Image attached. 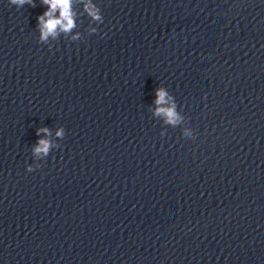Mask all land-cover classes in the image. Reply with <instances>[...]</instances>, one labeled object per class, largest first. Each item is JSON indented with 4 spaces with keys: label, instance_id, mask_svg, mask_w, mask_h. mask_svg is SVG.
<instances>
[{
    "label": "water",
    "instance_id": "1",
    "mask_svg": "<svg viewBox=\"0 0 264 264\" xmlns=\"http://www.w3.org/2000/svg\"><path fill=\"white\" fill-rule=\"evenodd\" d=\"M96 2L49 48L39 0H0V264H264V0Z\"/></svg>",
    "mask_w": 264,
    "mask_h": 264
},
{
    "label": "clouds",
    "instance_id": "2",
    "mask_svg": "<svg viewBox=\"0 0 264 264\" xmlns=\"http://www.w3.org/2000/svg\"><path fill=\"white\" fill-rule=\"evenodd\" d=\"M10 5L17 8L25 4L35 6V0H8ZM43 11L36 16L37 42L52 47L50 41H55L63 36L70 41L82 39V33L78 28V17L87 15L89 23L85 31L89 34L96 33L95 24L103 23V15L96 0H39ZM79 6V11L77 10ZM154 118L164 122L165 128L184 129L186 141L194 140L195 130L191 127L187 117L181 112L180 105L175 97L163 85L152 90V100L148 109ZM36 141L30 146L32 163H25V171L31 172L33 168H39L42 159L48 157L51 150L59 147L58 141L65 135L63 125L54 129L48 126H40L35 129ZM167 137V131L163 132Z\"/></svg>",
    "mask_w": 264,
    "mask_h": 264
}]
</instances>
